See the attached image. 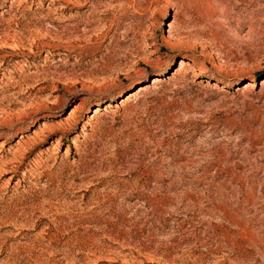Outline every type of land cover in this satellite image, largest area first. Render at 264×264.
I'll return each instance as SVG.
<instances>
[{"label": "rangeland", "instance_id": "obj_1", "mask_svg": "<svg viewBox=\"0 0 264 264\" xmlns=\"http://www.w3.org/2000/svg\"><path fill=\"white\" fill-rule=\"evenodd\" d=\"M0 167V264H264V0H0Z\"/></svg>", "mask_w": 264, "mask_h": 264}, {"label": "bare ground", "instance_id": "obj_2", "mask_svg": "<svg viewBox=\"0 0 264 264\" xmlns=\"http://www.w3.org/2000/svg\"><path fill=\"white\" fill-rule=\"evenodd\" d=\"M178 65L183 69V68H188L189 67V62H187V61H183V60H179V62H178ZM178 66V67H179ZM158 82V78H154L153 80H152V84H154V83H157ZM223 83V82H222ZM144 89V88H143ZM142 90V89H141ZM140 91V90H139ZM138 92V91H137ZM130 96H131V94H130ZM129 99V98H128ZM41 133V132H40ZM39 134V133H38ZM38 134L36 135V136H38ZM23 136H21L20 137V141H17L16 142V145H17V147L18 148H21L22 146H24L25 145V143L24 142H26V141H23ZM22 141V142H21ZM30 141V140H29ZM58 143V142H57ZM56 143V144H57ZM12 163V162H11ZM10 164V163H9ZM1 168V167H0ZM0 172H2V173H6V174H13V172H15V170H13L12 168L10 169V170H0ZM11 179V178H10Z\"/></svg>", "mask_w": 264, "mask_h": 264}]
</instances>
